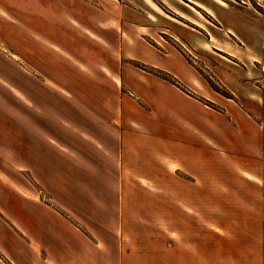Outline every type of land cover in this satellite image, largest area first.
Here are the masks:
<instances>
[{
	"label": "crops",
	"instance_id": "1",
	"mask_svg": "<svg viewBox=\"0 0 264 264\" xmlns=\"http://www.w3.org/2000/svg\"><path fill=\"white\" fill-rule=\"evenodd\" d=\"M260 69L264 13L249 0H0V264H214L198 259L209 249L102 248L65 210L102 173L159 191L178 171L205 191L235 183L229 206L264 240Z\"/></svg>",
	"mask_w": 264,
	"mask_h": 264
},
{
	"label": "rangeland",
	"instance_id": "2",
	"mask_svg": "<svg viewBox=\"0 0 264 264\" xmlns=\"http://www.w3.org/2000/svg\"><path fill=\"white\" fill-rule=\"evenodd\" d=\"M223 1L238 2L239 0ZM249 1L254 7L257 6L254 0ZM259 4L262 6H257L259 11L264 13V0H260ZM194 67L209 79L214 90L226 95L224 88L217 81L211 80L201 64H194ZM260 81L264 89L262 70ZM209 108L217 113L226 114L220 107ZM237 109L241 115L244 114L243 116L248 118L245 115L247 107H237ZM80 113L84 114L86 121L93 119L92 113L86 107L84 112ZM106 115L108 113L102 111V116ZM227 117L230 119L229 115ZM102 118L100 120H106ZM6 135L11 133L6 131ZM85 178L87 183L88 179ZM121 179L127 180V183L121 186L125 189L122 191L119 189ZM188 179L189 177L183 172L178 171L175 176L164 178L169 190L159 191L141 186L134 176L109 177L102 173L101 191L96 193L85 191L84 200L79 198L76 201L75 193L66 190L68 195L66 199L68 198L70 208L65 207V210L74 220V225L88 236L92 237L93 232L97 233L100 240L96 241L102 248H124L136 253L143 248L193 247L211 250V256H198V259H212L214 264H220L221 259H224L225 263L227 260L229 263L232 261V264H236V260L238 264L252 262L264 248V240H260L258 236L261 234L259 226L238 222L236 208L229 206L238 198H242L243 192H238L235 183H232L234 186L231 187L225 184L222 186L217 183L209 184L208 186L213 187V190L205 191L201 184L190 185ZM245 189L247 190V187ZM251 194V191H247L246 199ZM142 258L147 262V257L140 255L135 257L134 254L128 259L127 264L139 263ZM174 258L166 256L165 263H178L177 260H173Z\"/></svg>",
	"mask_w": 264,
	"mask_h": 264
},
{
	"label": "trees",
	"instance_id": "3",
	"mask_svg": "<svg viewBox=\"0 0 264 264\" xmlns=\"http://www.w3.org/2000/svg\"><path fill=\"white\" fill-rule=\"evenodd\" d=\"M255 8H256L257 10H259L257 6H256Z\"/></svg>",
	"mask_w": 264,
	"mask_h": 264
}]
</instances>
